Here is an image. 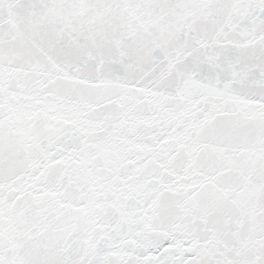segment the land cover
<instances>
[{"label":"snow or ice","instance_id":"1","mask_svg":"<svg viewBox=\"0 0 264 264\" xmlns=\"http://www.w3.org/2000/svg\"><path fill=\"white\" fill-rule=\"evenodd\" d=\"M0 264H264V0H0Z\"/></svg>","mask_w":264,"mask_h":264}]
</instances>
